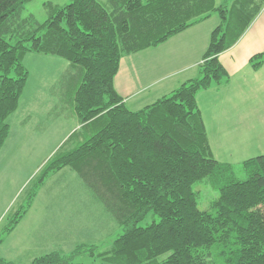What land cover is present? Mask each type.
Listing matches in <instances>:
<instances>
[{"label": "trees", "instance_id": "16d2710c", "mask_svg": "<svg viewBox=\"0 0 264 264\" xmlns=\"http://www.w3.org/2000/svg\"><path fill=\"white\" fill-rule=\"evenodd\" d=\"M30 1L0 0V151L28 81L24 57L64 59L70 67L53 91L59 103L50 116L66 110L79 129L45 165L30 196L51 174L71 169L123 228L98 253L81 244L70 256L52 252L31 264H81L75 259L89 252V264H209L204 250L221 242L236 247L232 264H264V155L244 161L246 178L239 180L232 165L215 159L197 102L200 92L229 83L219 56L243 37L264 0H71L47 4L44 23L22 18ZM214 14L220 24L198 77L131 111L114 85L122 58ZM263 64L264 53L250 60L254 69ZM204 181L218 193L211 211L198 208L193 191ZM29 208L14 216L5 236ZM150 212L160 220L139 227ZM0 264L14 263L0 257Z\"/></svg>", "mask_w": 264, "mask_h": 264}, {"label": "rangeland", "instance_id": "374dc122", "mask_svg": "<svg viewBox=\"0 0 264 264\" xmlns=\"http://www.w3.org/2000/svg\"><path fill=\"white\" fill-rule=\"evenodd\" d=\"M70 2L71 0H31L25 4L22 18L32 16L39 23H44L49 17L47 4L62 7ZM208 20L207 26L212 29L220 24L216 14ZM22 63L29 72V77L18 110L7 120L11 128L10 149L6 151L8 166L2 165L0 172V178L8 182L7 192L0 203V257L14 264H31L36 258L52 252L70 256L81 244H85L90 250L97 247L98 253L109 248L122 235L123 228L77 173L67 168L51 174L38 189L36 196H30L36 190L45 165L78 128L77 119L68 117L66 110L63 111L64 116H50V112L59 103L53 91L66 75L69 63L61 58L32 53L27 54ZM199 103L204 111V104ZM215 106L214 100L211 108ZM256 111L264 113V107L257 108ZM256 117L257 127L262 119L259 115ZM250 124L253 125L251 122ZM224 149L226 151L222 153V157L216 158L230 161L225 164L232 165L236 177L244 180L246 177L242 163L264 155V131H250V144L246 153L231 155L227 153L226 147ZM193 191L198 194V208L201 211H211L218 193L210 183H197L193 186ZM29 204L30 208L16 228L5 236L3 233L14 216ZM159 220L157 215L150 212L139 227H147ZM235 249L232 242H221L204 252L209 255V264H232ZM85 255L91 253L83 254L75 262L89 264L92 258Z\"/></svg>", "mask_w": 264, "mask_h": 264}, {"label": "crops", "instance_id": "0c3cea01", "mask_svg": "<svg viewBox=\"0 0 264 264\" xmlns=\"http://www.w3.org/2000/svg\"><path fill=\"white\" fill-rule=\"evenodd\" d=\"M208 21L189 28L156 48L122 58L114 85L131 111L144 109L198 77L215 29L207 26ZM262 53L264 8L243 37L219 56L230 76L229 83L200 92L197 96L213 155L221 163L230 162L216 158L222 157L225 147L231 155L246 153L250 131H264V113L256 111L264 107V64L258 69L250 65L251 58ZM210 100L211 103L215 100V108H211V103L208 105ZM199 102L204 104L206 112ZM257 115L262 122L256 127ZM9 141L10 135L0 151V172L2 165L8 166L6 151L10 149ZM7 187L6 179L0 178V203Z\"/></svg>", "mask_w": 264, "mask_h": 264}]
</instances>
